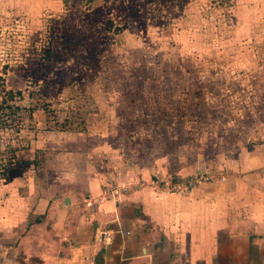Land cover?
I'll return each instance as SVG.
<instances>
[{
  "label": "rangeland",
  "instance_id": "obj_1",
  "mask_svg": "<svg viewBox=\"0 0 264 264\" xmlns=\"http://www.w3.org/2000/svg\"><path fill=\"white\" fill-rule=\"evenodd\" d=\"M61 128L165 177L264 153V0H0V174L44 172Z\"/></svg>",
  "mask_w": 264,
  "mask_h": 264
},
{
  "label": "crops",
  "instance_id": "obj_2",
  "mask_svg": "<svg viewBox=\"0 0 264 264\" xmlns=\"http://www.w3.org/2000/svg\"><path fill=\"white\" fill-rule=\"evenodd\" d=\"M59 131L45 147L59 158L44 172L31 174L25 157L0 174V238L22 252L13 264H264L263 152L220 169L180 167L171 179L202 171L214 181L168 193L161 169L110 163L121 150L109 132L95 150L82 132Z\"/></svg>",
  "mask_w": 264,
  "mask_h": 264
},
{
  "label": "built area",
  "instance_id": "obj_3",
  "mask_svg": "<svg viewBox=\"0 0 264 264\" xmlns=\"http://www.w3.org/2000/svg\"><path fill=\"white\" fill-rule=\"evenodd\" d=\"M208 181L209 182L214 181V176L199 171L194 175L187 177L184 180H173L171 179V177H166V178L164 177V180H162V187L164 191L168 193H172L181 190H188L199 183L208 182ZM110 191L112 192V194H115L119 192V189L116 187H111ZM101 236L106 237L107 232L102 230Z\"/></svg>",
  "mask_w": 264,
  "mask_h": 264
},
{
  "label": "trees",
  "instance_id": "obj_4",
  "mask_svg": "<svg viewBox=\"0 0 264 264\" xmlns=\"http://www.w3.org/2000/svg\"><path fill=\"white\" fill-rule=\"evenodd\" d=\"M47 53H49V51ZM7 94L9 95L8 96L9 99H12V97H13V91L9 90V91H7ZM17 94H20V92L18 91Z\"/></svg>",
  "mask_w": 264,
  "mask_h": 264
}]
</instances>
